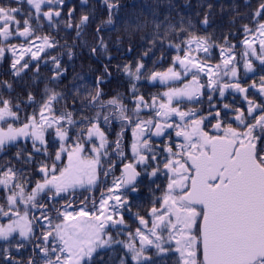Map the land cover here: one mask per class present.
<instances>
[{
	"label": "snow or ice",
	"instance_id": "1",
	"mask_svg": "<svg viewBox=\"0 0 264 264\" xmlns=\"http://www.w3.org/2000/svg\"><path fill=\"white\" fill-rule=\"evenodd\" d=\"M25 3L31 11L13 6ZM101 3L108 10L102 23L110 25L119 0ZM64 7L65 0H0V62L11 54L13 78H21L42 54L49 55L54 66L51 81L64 77L60 59L47 53L57 41L36 34L41 18L49 27L60 23ZM75 12L74 7L65 12L66 28H73ZM89 22V14L79 16L77 35ZM252 22V27L242 26L240 50L228 36L218 44L180 27L174 30L178 42L168 44L177 55L165 71L146 76L142 61L125 64L119 70L130 78L131 107L119 93L103 99V77L83 96L77 93L71 109L65 93L54 87L46 86L39 100L29 92L21 101L13 82L0 79V154L17 149L11 159L0 157V241L20 252L25 241L38 240L19 260L5 248L7 264H98L101 252L116 245L123 249L118 264H264V75L248 87L239 81L241 62L246 72H255L254 61L264 71V2L252 13ZM202 23L209 24L207 15ZM100 30L97 26L98 35ZM169 35H157L151 42L155 45ZM16 38L24 43H11ZM100 44L107 48L102 37ZM213 48L219 53L215 64L210 63ZM35 67L38 73V64ZM105 73L110 75L107 66ZM142 78L169 86L145 99L136 83ZM176 83L182 86H172ZM206 88L210 101L213 91L223 98L232 90L243 94L247 106L223 103L207 116L180 107L184 101L200 102ZM249 89L259 102L249 98ZM22 103L33 111L25 112ZM143 113L150 115L143 118ZM114 120L120 131L110 139L106 129ZM126 132L131 133V162H125ZM21 143H30L31 151ZM113 156L123 165L119 177L114 175ZM142 174L163 176V194L148 219L137 216L134 231H121L118 226H125L129 207L125 190L136 192ZM109 176L111 186L98 202L93 197L70 198L78 190H93ZM121 235L127 239H119Z\"/></svg>",
	"mask_w": 264,
	"mask_h": 264
},
{
	"label": "flooded vegetation",
	"instance_id": "2",
	"mask_svg": "<svg viewBox=\"0 0 264 264\" xmlns=\"http://www.w3.org/2000/svg\"><path fill=\"white\" fill-rule=\"evenodd\" d=\"M261 2H264V0H245L244 7L238 10L239 14L236 18L237 21L229 24L216 25V27H218L220 30L216 33L217 38L211 37L212 41H215L219 44L222 42L224 36L230 35L232 38L229 39L232 43H235L237 45V50H240L239 41L243 39V34L241 31L242 26L245 24H248L250 27L254 26L252 22V13L258 8ZM141 4L142 0H119V11L113 12V23L109 25L102 23L108 18V10L101 3V0H88L86 4L82 3V0H65L64 11H62V15L59 18L60 23H58L54 27H49L46 20L41 18V26L37 29L36 34L40 36L48 35L54 38L60 33H68L74 36L72 42L76 45H87L89 51L94 56L95 62L98 64V69L94 70L93 72H85L81 74L86 75V77L88 78L87 80H89L93 87L96 86V80L100 77H103L105 83L100 85L104 92L103 99L107 100L119 93L125 98L124 102L128 104L129 107H131L132 104L129 99L130 78L119 69H122L125 64L135 65L137 61H142L145 65V68L148 70L145 73V75L147 76L152 71H165L171 65L172 59L177 55L175 48L168 47L170 41L178 42V40H175L174 32L168 31L160 33L159 36L161 38H163L166 33H169L170 35L167 39H162L155 45L148 46L149 44H152L151 41L153 38H146L148 33L143 30L142 23L139 21V18L137 16V13L141 9ZM13 6H20L25 11H31L30 6H28L26 3L23 5L13 4ZM72 7L76 9V12L73 14L71 21L73 24V28H66L64 21H66L68 17L65 15V12ZM44 10H47V6H44ZM82 14H89L90 22L87 26L80 30V35H77L75 24L78 22L79 16ZM206 15L207 14H205V16ZM236 15L237 12H235V16ZM204 17H202L201 21L198 23L188 24L187 29L197 35L210 37L211 33H209L208 29L215 27L212 23H209L207 26L204 25L202 23ZM33 23L35 26V21ZM97 26H100L101 28L99 35L96 32ZM101 37L103 38L104 44L108 45L110 43H113L114 48L101 49ZM17 39L21 41L20 44L24 43L21 38ZM37 43H40V41H37ZM92 48H96V52L101 49L104 54L106 53L105 57H96V52L93 53L91 51ZM129 49H131V51H129ZM216 50V48H213L211 50V55ZM113 51L114 54L111 53ZM145 52L148 53L147 56L144 55ZM213 58L214 55H212V60L210 61V63H218L214 62ZM237 59L239 60L240 57L238 56ZM105 66H107L108 73H110V75L105 73ZM254 67L255 72H246L243 68V63L241 62L239 70V81L244 87H248L253 82V80L259 83L260 76L264 75V71L261 70L262 66L259 65L258 61H254ZM224 79L225 81H227L228 77H225ZM201 82H205L203 77L201 78ZM136 83L139 92L145 96V99H150L152 96L166 91L169 86L167 84L160 83L159 81L151 82L146 78H142L139 82ZM172 86L179 87L182 85L176 83ZM209 92L210 90L206 88L204 90V95L200 98V102L184 101L180 104V107L185 110H187L188 108H195L207 116L209 112H214L218 109H221L223 103L229 104L232 108H246L247 106L246 102L243 99V94L241 93L228 90L226 91L225 96L223 98H220L218 92L213 91L212 100L210 101L208 99ZM248 96L250 99L256 100L257 102L260 101V97L258 95H254L252 89H249ZM221 114L223 116V110ZM149 115V113L142 114L143 118H148ZM231 115H233V113L230 112L229 118ZM212 123H215V121L213 120ZM205 124L207 125L208 121H205ZM233 126H236L235 123H233ZM106 130L109 132V138L114 139L115 133L120 131L119 122L114 120ZM206 130L211 131L210 127H208ZM130 140L131 133L126 132L124 143L125 150L128 153V159L125 162H131V153L127 148ZM111 159L116 165L114 175L116 177H119L123 165L119 160L116 159V157L113 156L111 157ZM112 179L113 176H109L107 178V181L102 183V188L105 190V194L107 187L111 186ZM154 180L155 183H153ZM166 183L167 181L165 178H163V176L157 179L151 178L147 174H142L141 177H139V179L137 180L138 190L136 192L128 193L127 190H125V194L127 195L129 201V207L124 211L125 226L118 227L120 229L122 228L124 232H126L127 230L134 231L132 229L134 228L132 224L134 223L139 226L137 216H143L145 219H148V213L154 203H156L157 198L163 194L162 189L164 188ZM98 201L99 200H97V202ZM156 206L158 207L159 205L156 204ZM128 223H131V225L126 226V224ZM112 234L116 235V231L113 230ZM124 236L127 237L126 235ZM115 251H117L116 248H114V250L109 249L102 251L101 256L103 257V259L100 260L99 263L106 264L108 262V264H118L117 262H111L112 258L117 256V253ZM163 264H171V262L164 261Z\"/></svg>",
	"mask_w": 264,
	"mask_h": 264
},
{
	"label": "trees",
	"instance_id": "3",
	"mask_svg": "<svg viewBox=\"0 0 264 264\" xmlns=\"http://www.w3.org/2000/svg\"><path fill=\"white\" fill-rule=\"evenodd\" d=\"M243 1L245 2V0H221L220 2H215L214 0H142L141 9L137 13V16L139 21L142 23L143 30L148 33L146 38L152 39L157 37L160 33L168 31L174 32L176 37V31H178L180 27L188 28V24L200 22L201 18L207 14L209 23H212L215 27L208 29L209 33H211L210 37L217 38L216 33L220 29L216 27V25L236 22V18L239 14L238 10L244 7ZM208 5H211V8H209ZM235 12H237L236 16ZM157 25H159V28H157ZM73 37L74 36L68 33H60L54 37L57 41V47L47 50V53H50L51 56H57L60 59L62 67L66 69L64 77L59 82L51 81L54 66L51 62L50 56L47 54H42L40 61H32L29 69L22 74L21 78H13L11 76V54H7L5 60L0 62V79L13 82L15 94L19 95L21 101L26 100L27 93L29 92H31L36 99L39 100L46 86L54 87L57 91L65 93L67 103L71 109L73 97L77 93H79L80 96H83L86 94L87 90L93 88L89 80H87L88 78L86 75H82L81 73L93 72L98 69V64L95 62L94 56L89 51L87 45H76L72 42ZM228 37L232 38L230 35ZM20 42L21 41L17 38L11 41V43L15 44H20ZM151 45L153 44H149L148 46ZM100 48L104 49L101 46ZM110 48H114L113 43L108 44L106 49ZM101 49L96 52V57H105L106 53L104 54ZM69 52H71V56H69ZM111 53L114 54V51ZM180 54L183 55V53ZM212 55H214L213 61L219 62L218 51H214ZM25 59H28V57L26 56ZM37 64L39 66L38 73L35 67ZM21 106L25 107L23 103ZM32 111L33 108L25 107V112L30 114ZM85 114L90 115L91 113ZM20 147L22 149L26 147L28 151H31L30 143L27 145L21 143ZM16 151L17 149L15 147H10L8 149V154L6 156L4 154H0V157L4 159H11L12 155ZM16 166L20 167L18 164ZM104 191L102 183H100L91 191L83 189L78 190L77 193L70 198L79 201L84 200L87 197H93L97 201L100 199V195ZM63 202L64 201H61V203ZM89 206L91 205L89 204ZM130 225L131 223L126 224V226ZM132 225L134 226V228H132L133 230L138 227L137 224L133 223ZM120 230L124 231L122 228ZM118 238L124 240L127 239L124 235H121ZM17 239L19 238L17 237ZM24 243L25 248L21 249L20 252H17L14 247H9L7 242L0 241V264H7L4 254L5 248H7L11 254L19 260L22 258L21 253H23L24 256L31 253L32 247L35 243H38V240H33L32 242L25 241ZM114 248L117 249L115 252L118 256L116 259H118L121 255H123V249L119 245L114 246ZM111 262L115 263L113 260ZM98 264L102 263L98 262ZM106 264H108V262Z\"/></svg>",
	"mask_w": 264,
	"mask_h": 264
},
{
	"label": "rangeland",
	"instance_id": "4",
	"mask_svg": "<svg viewBox=\"0 0 264 264\" xmlns=\"http://www.w3.org/2000/svg\"><path fill=\"white\" fill-rule=\"evenodd\" d=\"M33 51H35V49H33ZM117 257H118V256H115L114 258H112V260L115 261V263H116V262H117V263L119 262V259H116Z\"/></svg>",
	"mask_w": 264,
	"mask_h": 264
},
{
	"label": "water",
	"instance_id": "5",
	"mask_svg": "<svg viewBox=\"0 0 264 264\" xmlns=\"http://www.w3.org/2000/svg\"><path fill=\"white\" fill-rule=\"evenodd\" d=\"M139 179V178H138Z\"/></svg>",
	"mask_w": 264,
	"mask_h": 264
}]
</instances>
